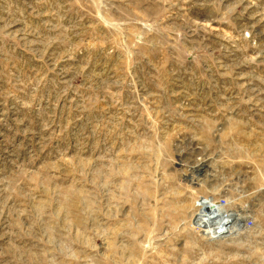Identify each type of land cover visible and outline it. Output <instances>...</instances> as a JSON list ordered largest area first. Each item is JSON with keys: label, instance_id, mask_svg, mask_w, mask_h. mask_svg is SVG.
<instances>
[{"label": "rangeland", "instance_id": "rangeland-1", "mask_svg": "<svg viewBox=\"0 0 264 264\" xmlns=\"http://www.w3.org/2000/svg\"><path fill=\"white\" fill-rule=\"evenodd\" d=\"M0 264H264V0H0Z\"/></svg>", "mask_w": 264, "mask_h": 264}, {"label": "bare ground", "instance_id": "bare-ground-1", "mask_svg": "<svg viewBox=\"0 0 264 264\" xmlns=\"http://www.w3.org/2000/svg\"><path fill=\"white\" fill-rule=\"evenodd\" d=\"M235 215L229 217H223L220 221H216L213 217H201L198 223L205 226L207 233H227L229 231V224L233 222ZM237 217V216H236ZM215 227V228H214ZM209 230V231H208Z\"/></svg>", "mask_w": 264, "mask_h": 264}]
</instances>
